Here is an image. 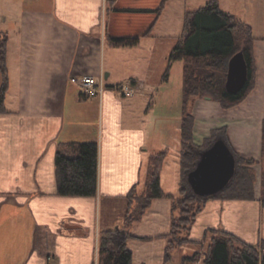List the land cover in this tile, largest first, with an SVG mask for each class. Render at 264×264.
Segmentation results:
<instances>
[{
    "label": "crops",
    "instance_id": "0c3cea01",
    "mask_svg": "<svg viewBox=\"0 0 264 264\" xmlns=\"http://www.w3.org/2000/svg\"><path fill=\"white\" fill-rule=\"evenodd\" d=\"M160 3L12 0L3 19L7 26L3 31L9 36L10 87L7 111L0 113V264H48V260L98 264L101 231L116 228L122 220L121 215L116 222L109 221L106 211L113 204L117 210L122 204L123 211L127 209L128 193L143 183L150 147L161 150L163 143V149L170 150L168 157L175 156L179 163L176 174L181 172L182 91L174 110L154 113L171 90V76L159 84L152 77L157 58L164 60L159 76L174 45H160L170 35L158 28L167 5L151 33L144 35ZM128 8L145 11L117 10ZM244 8V15L229 12L252 27L255 88L227 109L219 101L198 98L193 105L194 138L201 144L212 131L225 128L230 146L237 155L258 160L253 168L259 172L263 161L264 0H245ZM129 35H139L140 43L117 47L108 39ZM87 74H104L108 88L97 96L84 95L80 79ZM134 80L140 88L131 96L112 87ZM147 100L152 101L149 109ZM151 122L157 125L149 135ZM172 137L175 146L171 141L167 144ZM83 141H98L100 146L98 194L60 195L56 153L63 143ZM256 187L255 198L250 200L207 199L190 238L200 241L208 229L221 228L258 244L264 239V207ZM171 207L170 197L156 198L131 227L133 236L127 243L133 264H163ZM193 245L198 247L195 251L202 248L195 242L178 248L171 262L179 264L183 256L192 255L188 248Z\"/></svg>",
    "mask_w": 264,
    "mask_h": 264
},
{
    "label": "trees",
    "instance_id": "16d2710c",
    "mask_svg": "<svg viewBox=\"0 0 264 264\" xmlns=\"http://www.w3.org/2000/svg\"><path fill=\"white\" fill-rule=\"evenodd\" d=\"M168 0H161L155 9L156 17L144 35L151 33ZM117 10L145 11L143 8ZM8 33L0 30V113L6 112V96L10 87L8 69ZM109 42L117 47L135 46L140 36H109ZM252 27L235 14L222 9L219 0H209L204 6L186 10L183 29L171 52L167 56V66L162 82L170 78L172 65L184 60L181 120V171L182 179L187 178L200 157L202 149L217 137V130L205 138L202 145L195 142V115L193 105L198 98L219 101L223 108H231L246 99L256 84V62L253 48ZM242 50L249 69L245 87L232 93L226 87L228 61L232 55ZM136 84V81H132ZM115 87V86H112ZM84 94V93H83ZM85 95V94H84ZM264 154V125H263ZM170 150L165 148L150 155L145 168L143 183L134 185L127 195L128 210L134 209V201L139 208L135 220L141 219L154 199L170 197L172 218L167 233L166 258L164 264H171L169 258L176 248L190 243H199L201 250L183 256L180 264H264V239L258 244L249 243L235 233L211 228L200 241L190 238V230L198 213L208 198L188 193L183 185L178 195L164 190L162 173ZM98 141L67 142L60 145L56 153L57 191L60 195L95 196L99 188ZM238 173L227 189L216 197L224 199L250 200L255 198L257 173L253 166L258 163L253 157L238 155ZM138 194V195H137ZM261 203L264 207V175L261 186ZM132 209V210H131ZM179 211L178 213L176 211ZM133 235L118 233L114 229H104L100 233L98 264H133V252L127 239Z\"/></svg>",
    "mask_w": 264,
    "mask_h": 264
},
{
    "label": "rangeland",
    "instance_id": "374dc122",
    "mask_svg": "<svg viewBox=\"0 0 264 264\" xmlns=\"http://www.w3.org/2000/svg\"><path fill=\"white\" fill-rule=\"evenodd\" d=\"M208 1L209 0H168L167 4H166L167 6L165 7L166 8L165 14H164L163 20L161 22L162 24H160L161 26H158V28L168 30L170 35L168 36V38H165L163 44H160L161 47L166 46L167 43H169V44L173 43L175 45L178 37L180 36V34L182 32L184 12L186 10L197 9L201 6H204ZM220 1H221L222 8L226 11L231 10L232 12L237 13L238 16H240L241 14L244 15L246 13V10L244 8L245 0H220ZM11 5H12V0H0V30H4L5 28H7L6 23L3 22V19L6 16L8 17ZM166 39H168V40H166ZM172 48L170 49L169 53L171 52ZM165 61H166V66H167V59ZM157 63L158 64L156 65V69H155L157 71H155L153 73L152 77H153V83L159 84V82L163 83L162 82V76L164 74L166 67H165V69H161V71H160L161 73H159V76H158L156 74H157V72H159L158 71L159 66H161V68H162V66H164L163 65V63H164L163 57L157 58ZM183 63H184V60L179 59V60L175 61L174 65H172L173 68L171 69L172 71L170 74V76H171V90H168L166 92V94L164 96H162V98H161L162 102L157 105V110L154 112L157 115L164 114L167 110H174L173 108L175 106L173 103H175V104L177 103L176 101L178 100V96L180 98L182 87H183V82H182V66H183ZM121 72H122V70H121ZM1 83H2V76L0 73V86H1ZM123 84H125V83H123ZM129 84H133V83L130 82ZM118 85H120V84H118ZM116 86L117 85H115V87ZM135 91H136V87H134V93H135ZM143 98L144 97H141V99H143ZM149 103H150V105H149ZM151 103H152L151 100H147V102H146V108L147 109L152 107ZM167 113L168 112H166V114ZM156 125L157 124H155L153 122L150 123L149 135L151 134V132L156 130ZM216 130H217V132H216L217 136H224L226 134L225 128H220V129H216ZM169 141H171L170 144L175 146L176 141H175L174 137H172V139H167V144ZM204 141L201 144H199V143L198 144L202 145L204 143ZM163 147H164V145L162 143L161 149H163ZM149 150L150 151L148 153L146 164H148L150 155L154 152H157L160 149L153 150L150 147ZM261 158L263 161H262L261 166L259 168V172H258V170L255 169L256 173H257V181H256L257 187H256V183H255V187L257 189V193L260 194V197H261L262 178L264 175V154H263V151H262V157ZM176 160L177 159L175 156L168 157V160L166 163L167 165L165 167V171L163 173V178H162L165 191L175 194V192H177V190L179 191L181 189V185H183V188H185L188 193H193V191H192V189L188 183L187 178L185 177L182 179L183 173H182L181 169H180L181 172L180 173L178 172V174H176V169L178 168V164H179V163H176ZM180 166H181V160H180ZM144 173H145V171H144ZM258 174H259V177H258ZM222 199H224V198H222ZM152 203H151V205H152ZM117 205H119V204H117ZM122 205H120L119 210L116 209L118 206L116 207V205H114V204L109 206L107 211H106V215L109 214V215H107V219L111 222H113V221L116 222V219L122 215L121 225H118L119 229L114 228V231L118 232L119 234L120 233L125 234L121 231L122 229H125L126 233L128 232V234H131V227L136 222L140 221L144 217L146 212L142 215L141 219L135 220V218L137 217V214H138L135 207L139 208L138 201L137 200L134 201V209L133 210L131 209L132 211H129L128 207L125 211H123L124 209H123ZM176 212L178 213L179 211L177 210ZM171 218H172V207H171ZM170 225H171V222H170ZM117 230H119V231H117ZM166 236H167V234L165 235L166 247H167V237ZM166 247H165V249H166ZM189 247L191 248V249L188 248V251L190 252V254H194L196 252L195 250L198 248L194 245L189 246ZM176 249H178V248H176ZM176 249H174L173 251H175ZM173 251H172V253H173ZM172 253H171V256L169 258V261L171 264H173L171 262L172 257H173ZM165 258H166V250H165ZM165 258H164V261H165ZM163 264H164V262H163ZM195 264H198V262Z\"/></svg>",
    "mask_w": 264,
    "mask_h": 264
},
{
    "label": "water",
    "instance_id": "95a60500",
    "mask_svg": "<svg viewBox=\"0 0 264 264\" xmlns=\"http://www.w3.org/2000/svg\"><path fill=\"white\" fill-rule=\"evenodd\" d=\"M249 78V69L242 50L228 61L226 87L232 92L242 90ZM239 169L238 155L226 137H217L201 150L194 167L188 171L187 180L195 195L216 197L233 183ZM119 229V226L116 227ZM126 233L125 229L121 230Z\"/></svg>",
    "mask_w": 264,
    "mask_h": 264
},
{
    "label": "built area",
    "instance_id": "2783aa9c",
    "mask_svg": "<svg viewBox=\"0 0 264 264\" xmlns=\"http://www.w3.org/2000/svg\"><path fill=\"white\" fill-rule=\"evenodd\" d=\"M80 86L82 92L87 96H97L103 93L105 89L108 88L105 80L104 74L94 75L87 74L81 77ZM134 87L140 88L138 83L136 84H120L114 87L116 90L120 91L124 96H131L134 94ZM48 264H56L51 260H48Z\"/></svg>",
    "mask_w": 264,
    "mask_h": 264
}]
</instances>
